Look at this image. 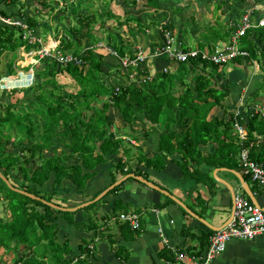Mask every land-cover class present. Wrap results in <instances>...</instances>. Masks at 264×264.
Masks as SVG:
<instances>
[{
  "label": "trees",
  "instance_id": "1",
  "mask_svg": "<svg viewBox=\"0 0 264 264\" xmlns=\"http://www.w3.org/2000/svg\"><path fill=\"white\" fill-rule=\"evenodd\" d=\"M17 1L11 0L10 4L15 5ZM45 1L25 0L24 3L27 7L37 2L41 13L52 21L55 18L60 27L53 37L56 46L51 55L35 58L39 64L30 66L35 82L22 92H31L32 97L28 99L32 110L15 112L13 109L17 105H0V172L13 188L40 199L33 200L14 192L0 180V203L6 211V216L0 218V249L3 253L13 254L10 264H92L90 258H94V247L90 249L89 246L93 239L89 245L85 242L75 252L68 240L59 242V222L65 221L94 235L101 233L92 216L79 224L74 221V216L81 212H95L93 210L107 196L115 195L126 182L134 180L127 179L99 201L76 212H62L41 201L62 207L58 202L68 203L69 200L68 196L62 195L64 186L70 184L77 192L83 193L88 181L96 175L98 166L113 162L112 170L115 171L108 186L117 181V172L120 178L134 174L149 181L147 173L150 170L162 171L167 157L178 153L181 155L179 167L186 178L211 183L212 177L200 173L202 167L207 170L227 168L239 171L246 183L251 182L250 177L241 171L238 155L242 149H247L252 162L264 165V114L253 109L255 98L259 97L257 93L264 92V27L249 29L238 39L240 49L247 55L233 61L238 65L258 61L263 81L251 94L252 102L237 105L240 112L235 117L236 108L232 106L233 110L230 104H225L233 84L223 77V65H214L201 56L175 63L165 55L150 57L140 66L125 68L121 59H134L136 46L144 48L147 55L157 48L166 47V31L174 34V42L182 43L184 52L212 51L218 44L230 42L245 14L237 24H229V21L226 27L218 22L214 27L205 26L199 34L200 43L191 47L194 41L192 34L183 38L181 31L188 26L164 19L159 12L161 0H144L146 11L139 12L138 16H128L122 22L113 20V25H108L116 17L111 4L122 6V0H98L102 2V10L92 7V0H72L67 8L64 0H50L63 4L59 17L53 16L54 8L44 4ZM255 13L256 17H261ZM1 14L11 16L4 11ZM12 16L25 19L37 38L30 43L20 28L0 24V57L4 53H12L13 60L9 63L14 66L20 49L30 52L44 46L37 31L39 28L47 29L45 23H38L28 7ZM190 21L194 23L195 20ZM104 47L115 52L116 57L102 52ZM58 54L62 57L71 55L78 62L59 64ZM149 63L156 66L153 74L149 73L153 68ZM59 76L71 81L74 92L66 91L67 86L64 87L57 79ZM141 77L146 79L140 80ZM109 78H114V85ZM219 81H223L222 86ZM233 89L235 91L236 86ZM2 93L9 94L7 91ZM233 95L235 98V93ZM111 109L118 113V120L124 124L121 135L111 130ZM33 113L37 117H33ZM137 125L147 130L139 133ZM236 125L245 131L244 140L239 136ZM59 126L60 129L57 128ZM11 132L15 136L12 152L7 150ZM120 136H125L127 141ZM137 136H142L143 140L156 136L158 146L153 157L145 156L139 146L134 147L136 151L127 148L134 145L131 140L140 138ZM209 146L214 147L213 151L208 150L210 153L200 151L201 147ZM120 151L122 157L119 156ZM99 193L75 203L74 207L94 200ZM122 208L119 202H114L111 215L117 221L118 211ZM122 223L129 226L127 222ZM211 234L213 232L209 231L207 241ZM167 260L174 263L172 253Z\"/></svg>",
  "mask_w": 264,
  "mask_h": 264
},
{
  "label": "crops",
  "instance_id": "2",
  "mask_svg": "<svg viewBox=\"0 0 264 264\" xmlns=\"http://www.w3.org/2000/svg\"><path fill=\"white\" fill-rule=\"evenodd\" d=\"M10 3L11 0H0V8L4 13L18 15L17 12L23 11L21 9L23 5L18 7V4L11 5ZM27 7L24 6L25 10ZM159 12L170 23L188 26L187 29H191V34L197 44L201 41L200 31L207 25L214 27L219 23L226 27L229 21V24L235 22L237 24L243 14H251L252 23H255L259 18L256 17L255 12L264 17V0H244V2L242 0H161ZM191 19L195 20L194 23L190 21ZM150 64L149 66L152 67ZM222 67L225 74L223 77L233 84L230 86V96L225 104H230L231 108L234 107L235 111L240 112L239 106H242L240 103L248 105L252 102L253 95L251 94L262 85V67L255 60H252L249 65H238L232 60ZM233 93L236 95V101ZM257 94L259 97L255 98L256 106L264 112V92ZM120 137L121 139L126 138L125 136ZM137 137L140 138H134L131 143L136 147L139 146L145 156L153 157L158 146L156 136H148L144 140L142 136ZM213 149V146L201 147L200 151L204 154ZM119 156H123L121 151ZM180 163V154L169 155L162 171L150 170L147 173L149 182L174 196L189 211L208 224L214 227L223 225L230 216L233 204L228 190L214 180L212 173L215 169L227 168L207 170L202 167L200 173L212 177L211 183H203L196 179L186 178L179 167ZM133 164L136 165V162ZM112 169L113 162L98 166L95 169L96 175L88 181L83 193L77 192L73 186L66 184L62 190V195L69 197L68 203H64L67 204L66 208H73L75 203L86 201L100 191H104L112 181L111 174L115 171ZM223 172L232 175L228 171H221L217 173V176L233 187L235 195L249 199L240 189L235 176L232 175L237 181L233 183V179L222 176ZM119 174L118 172L115 174L117 181L120 178ZM213 184L216 185L218 193L211 192ZM250 190L259 206L264 208V190L256 186L254 189L250 187ZM218 198L224 200L228 206L220 204ZM115 201L123 206L118 214L133 212L141 216L138 232L132 231L129 226H124V223L119 219L117 221L116 217L111 215ZM93 211L95 212L76 214L74 221L78 224L84 223L92 216L94 221H97V227L100 228L101 233L95 235L93 232L87 233L84 229H77L62 220L59 222L60 231L58 233L59 242L68 240L75 252H78L79 246H84L85 242L89 245L90 240L93 239L89 246L90 249L94 247V258H90L92 264H169L167 257H170L173 250H184L188 253L204 251L208 242L206 236L211 231L185 212L170 197L162 192L149 189L135 180L126 182L115 195L107 196ZM213 264H264V235L257 236L250 241H229L225 251L215 258Z\"/></svg>",
  "mask_w": 264,
  "mask_h": 264
},
{
  "label": "built area",
  "instance_id": "3",
  "mask_svg": "<svg viewBox=\"0 0 264 264\" xmlns=\"http://www.w3.org/2000/svg\"><path fill=\"white\" fill-rule=\"evenodd\" d=\"M251 14H245L241 20L239 29L234 33L230 42L228 44L220 43L212 51H194V52H184L182 51V43L180 41L174 42V34L166 31L164 33L167 41V46L163 48H157L153 53L147 55L144 48L141 46H136L137 53L135 58L130 60L129 57L121 59L123 67L129 65L140 66L145 63L148 58L162 57L165 56L174 61L175 63H181L187 61L189 57L201 56L202 59L213 63L214 65H226L230 63L237 57L246 56L247 53L240 49L238 44V39L244 35V33L253 28H263L264 27V17H260L256 22L252 23ZM0 24L20 28L30 43H33L34 40H31L33 32L29 29V26L25 19L20 17L13 16H3L0 11ZM174 42V43H173ZM171 43V44H169ZM176 44L175 47H170V45ZM54 46V45H53ZM52 46V47H53ZM103 50L107 54H112L116 57V53L107 49L106 47ZM35 55H38L40 58L49 55L48 48L44 46L41 47L38 51L34 52ZM58 59L61 63H74L78 62V59L67 56L62 57L58 54ZM27 76L31 77V82L33 81V73L30 71L28 74L20 73L16 77L18 79L4 76L0 79V89L4 91H13V90H22L27 89L31 86L26 84ZM132 80L136 79L132 77ZM146 78L141 77L140 80H145ZM242 105V103H240ZM255 112L264 113L259 106L253 107ZM239 116V111L235 112V117ZM237 132L239 136L244 140L245 131L236 125ZM238 163L240 165L241 171L243 174L248 175L253 184H255L259 189L264 190V165L256 164L252 162L248 157L247 149H242L238 155ZM234 213L232 220L228 223L223 229L214 232L208 238V245L205 250L202 252H192L188 253L184 250H173L172 255L174 258V263L169 262V264H213L215 258L222 254L225 251L226 245L231 240H240V241H250L257 236L264 235V209L257 207L252 204V202L243 197H238L235 195L234 203ZM140 215L130 212V213H121L118 218L121 222H127L131 230L139 229V220Z\"/></svg>",
  "mask_w": 264,
  "mask_h": 264
},
{
  "label": "rangeland",
  "instance_id": "4",
  "mask_svg": "<svg viewBox=\"0 0 264 264\" xmlns=\"http://www.w3.org/2000/svg\"><path fill=\"white\" fill-rule=\"evenodd\" d=\"M56 1H62V0H56ZM92 1H93L92 7L99 8L100 10H102L101 9L102 2H100L98 0H92ZM122 1L124 2L122 6H120V5L116 4V3H112L111 4V10L113 11L114 16H116L117 18L115 17V18L111 19V22L109 21L108 25H111V24L113 25V23H114L113 20H115V21L120 20L122 22V21H124V19L128 18V16H138L140 14L139 12L142 13V12L147 10L146 7H145V1L144 0H134V2H133V0H122ZM64 2H65V7L67 8V5L70 2H72V0H64ZM24 3H25V0H18L17 1L18 7L23 5V8H21L23 10L22 12H24V10H25ZM36 3H34V2L31 3V5L28 6V8L30 9V12H31L32 16L37 19L38 23H43V24L45 23L44 26L47 29V31H43L42 28H39L38 31H37V34L40 37L39 39L44 42L45 48L46 49L48 48V50H50L49 51V53H50L51 50L54 49V48H51V47L53 45L54 46L56 45V42L53 40V37H54V35L56 33L55 31L58 30V28H60V27L56 24L55 18L52 21V20H50L49 16H44L41 13V10H40L41 8L38 6L39 4H36ZM44 4H46L48 6H52L54 8V10H53V16L54 17H59V16L62 15V11L59 10L61 5H63L62 3L59 4V3H55L54 1L46 0ZM127 9H132V11L133 10L134 11L130 12ZM0 10H1V8H0ZM39 10H40V12H39ZM17 13L20 14L19 12H17ZM14 16H16V15H14ZM67 22L68 21H66V23ZM181 31H182V37L183 38H188L191 35V29L181 28ZM177 33H178V30H177ZM24 36H25V34H24ZM35 39H37L35 37V35H32L31 40H35ZM194 43H195V41H192L191 42L192 45L190 44V46L194 47ZM228 43L229 42H225L223 44L226 45ZM38 50L39 49H37V51ZM34 52H35V49H32L31 52L26 51L24 48L20 49L19 50L20 56H18V58L15 60L14 66H11V64L9 63V60H13L12 53H8L7 52V53L2 54L1 57H0V75H1V77L4 78L3 76H9V77L18 79L16 76L18 74H20L21 72L28 74L31 71L30 68H29L30 65H33V66L35 65L36 66V65L39 64V62L36 61V59H35L37 57H35V53ZM102 52L106 53L104 50H102ZM69 56H71V55H69ZM57 62L59 64H61L59 59H58ZM107 62H109L108 59H107ZM147 67H148V64L146 65V69H148ZM152 67L153 68L149 70V73H151V74H153L155 72L156 66L152 65ZM2 74H4V75L2 76ZM57 79H58L60 84H64V87L67 86L66 91L74 92L75 87L72 86L71 81L68 78L63 77V76H59ZM31 80H32L31 77L27 76L26 84H30L31 83V86H33L35 80H34V78H33L32 82H31ZM109 81L111 82L112 85L115 84L114 78H109ZM116 81H118V80H116ZM219 82H220L219 85L222 86L223 83L221 81H219ZM117 83H121V81H118ZM2 92H4V90L0 89V105H2V104L3 105H6V104L17 105V107L13 109L15 112H18V110H25V111L28 110V109L32 110V107H29V99L32 97L31 92H28V91H23V92L22 91H20V92L19 91H11V92H9V94H3ZM32 116L33 117H37V115L34 114V113L32 114ZM109 118L112 121L111 122L112 123L111 130L116 132V134H118V135L123 134V131H124L123 126H124V124H123L122 121L118 120L119 119L118 113L115 110L111 109L110 112H109ZM38 119L40 121H42V122L45 121L43 117H38ZM136 127H137V130H138L139 133H141L142 131H146L147 130L146 127L143 128V127H141L139 125H137ZM57 128L60 129L61 126H59ZM13 134H14V132H11L12 136H11V139L9 140V142L7 144V150L10 151V152H12L14 150V148H15L13 146L14 138H15V136H13ZM124 140H125V142L127 141V139H125V138H124ZM132 146L130 147L128 145L127 148L135 150L136 148H134V147H136V146L135 145H132ZM119 176H120V174H119ZM222 176L226 177L227 179L228 178L233 179V183H236V181H237L232 175H230L228 173L223 172ZM18 182H20V181H18ZM249 185H250L251 188H253V189L255 188V185L252 182H249ZM211 192H214V193L217 192L218 193V190L216 189V185L215 184H213L211 186ZM166 200H168V199L166 198ZM218 202L220 204H222V205L226 204L225 201L222 200L221 198H218ZM58 203L62 207H67L66 206L67 204L61 203L60 201ZM226 205L228 206V204H226ZM4 216H6V211H5L4 206H2V204L0 203V218L4 217ZM12 258H13V254L12 253H3V250L0 249V264H10Z\"/></svg>",
  "mask_w": 264,
  "mask_h": 264
},
{
  "label": "water",
  "instance_id": "5",
  "mask_svg": "<svg viewBox=\"0 0 264 264\" xmlns=\"http://www.w3.org/2000/svg\"><path fill=\"white\" fill-rule=\"evenodd\" d=\"M221 171H228L229 173H231L232 175L235 176V178L238 180L239 185H240V189L242 190V192L246 195V197L249 198V200L252 202V204H254L257 207H260L258 202L256 201L254 194L252 193V191L250 190L249 185L244 181V178L242 177V175L239 172H236L234 170H228V169H215L212 173V176L214 178V180L218 183H220L221 185H223L229 192L230 196H231V200H232V204L234 203V199H235V192L233 190V187H231L226 181L222 180L221 178H219L217 176L218 172ZM127 179H133L137 182H140L141 184L145 185L146 187H148L149 189L155 190L157 192H162L163 194L167 195L168 197H170L174 202H176L185 212H187L188 214H190L194 219L200 221L202 224H204V226H206L208 229H210L212 232H217L221 229H223L224 227H226L228 225V223L232 220L233 218V213H234V207H232L231 212H230V216L228 218V220L221 226L219 227H214L210 224H208L207 222H205L204 220L200 219L198 216H196L195 214H193L191 211H189L179 200H177L174 196L169 195L167 192H164L162 190H160L159 187L155 186L154 184H152L151 182H149L148 180L144 179L141 176H136L134 174H128L124 177H122L121 179H119L118 181L114 182L111 186H109L108 188H106L104 191H102L94 200L83 203L79 206L73 207V208H63V207H59L56 206L52 203H48L45 201H41L43 204L62 211V212H76L78 209H83L87 206H89L92 203H95L97 201H99L100 199H102L109 191L113 190L115 187L119 186L121 183L125 182ZM0 180L6 184V186L8 188H10L11 190H13L14 192L20 193L22 195H25L33 200H40L39 198L30 195L24 191L18 190L16 188H13L10 183L8 182V180L1 174L0 172Z\"/></svg>",
  "mask_w": 264,
  "mask_h": 264
},
{
  "label": "clouds",
  "instance_id": "6",
  "mask_svg": "<svg viewBox=\"0 0 264 264\" xmlns=\"http://www.w3.org/2000/svg\"><path fill=\"white\" fill-rule=\"evenodd\" d=\"M56 46V45H55ZM55 46H53V47H51V48H54ZM43 47V46H42ZM45 47V46H44ZM41 48V47H40ZM39 48V49H40ZM37 51V49L35 50V52ZM50 51V50H49ZM52 51V50H51ZM29 52V51H28ZM31 52V51H30ZM49 55H51V53H49ZM49 55L48 56H44V57H49ZM35 57H39L38 55H35ZM40 58V57H39ZM43 58V57H42ZM32 66V65H31ZM30 70L32 71V69L30 68ZM32 73H33V71H32ZM22 90H24V89H22ZM22 90H13V91H22ZM9 92H11V91H9ZM241 174V173H240Z\"/></svg>",
  "mask_w": 264,
  "mask_h": 264
},
{
  "label": "bare ground",
  "instance_id": "7",
  "mask_svg": "<svg viewBox=\"0 0 264 264\" xmlns=\"http://www.w3.org/2000/svg\"><path fill=\"white\" fill-rule=\"evenodd\" d=\"M254 205V204H253ZM261 208V207H260ZM261 209H264V208H261ZM208 245V244H207Z\"/></svg>",
  "mask_w": 264,
  "mask_h": 264
}]
</instances>
